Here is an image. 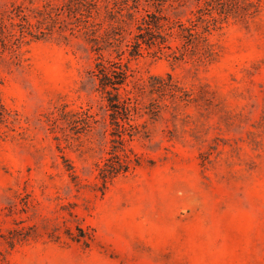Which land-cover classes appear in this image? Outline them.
<instances>
[{
	"label": "rangeland",
	"instance_id": "obj_1",
	"mask_svg": "<svg viewBox=\"0 0 264 264\" xmlns=\"http://www.w3.org/2000/svg\"><path fill=\"white\" fill-rule=\"evenodd\" d=\"M67 2L0 0V264H264V0L209 62L122 59L130 83L162 78L140 98L162 110L106 183L110 112Z\"/></svg>",
	"mask_w": 264,
	"mask_h": 264
},
{
	"label": "trees",
	"instance_id": "obj_2",
	"mask_svg": "<svg viewBox=\"0 0 264 264\" xmlns=\"http://www.w3.org/2000/svg\"><path fill=\"white\" fill-rule=\"evenodd\" d=\"M261 1L204 0L183 21L187 0H68L66 6L73 5L80 13L77 20L83 23L96 56L90 76L98 82L110 112L112 149L110 158L100 168L103 183L128 171L130 162L125 147L139 134L141 125L137 118L155 119L162 110L159 101L145 105L140 99L146 92L162 99V78H152L149 85L130 83L122 59L151 51L175 62H209L214 55L211 33L229 19L245 21L255 17ZM141 6L144 14L139 11ZM101 16L103 20L98 22ZM132 26L136 33L131 31ZM105 53H109L108 57Z\"/></svg>",
	"mask_w": 264,
	"mask_h": 264
}]
</instances>
